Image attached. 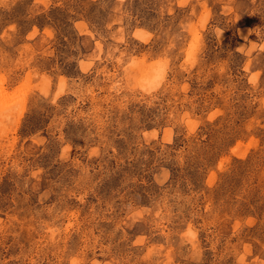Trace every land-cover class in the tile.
Here are the masks:
<instances>
[{
  "label": "rangeland",
  "instance_id": "374dc122",
  "mask_svg": "<svg viewBox=\"0 0 264 264\" xmlns=\"http://www.w3.org/2000/svg\"><path fill=\"white\" fill-rule=\"evenodd\" d=\"M1 80L0 264H264V0H0Z\"/></svg>",
  "mask_w": 264,
  "mask_h": 264
},
{
  "label": "bare ground",
  "instance_id": "6f19581e",
  "mask_svg": "<svg viewBox=\"0 0 264 264\" xmlns=\"http://www.w3.org/2000/svg\"><path fill=\"white\" fill-rule=\"evenodd\" d=\"M8 92L6 91L4 85H3V80H1V83H0V94H3V97L5 96V94H7ZM2 97V98H3ZM9 97V96H7ZM1 100V99H0ZM4 101V100H3ZM5 102V101H4ZM2 106V104H0ZM17 109V108H16Z\"/></svg>",
  "mask_w": 264,
  "mask_h": 264
}]
</instances>
